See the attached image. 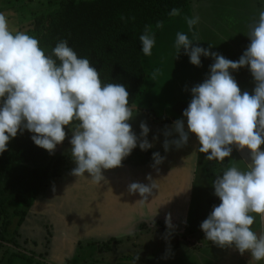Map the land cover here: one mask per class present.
<instances>
[{
	"label": "rangeland",
	"instance_id": "374dc122",
	"mask_svg": "<svg viewBox=\"0 0 264 264\" xmlns=\"http://www.w3.org/2000/svg\"><path fill=\"white\" fill-rule=\"evenodd\" d=\"M60 1L0 0V12L7 16L13 28L31 35L30 22L56 10ZM261 10L264 0H191L180 10V15L173 16L162 28H153L159 47L152 54L155 52L160 59L156 62L159 75L153 80L152 74L146 73L144 92L135 104L138 112H134L136 116L130 121L137 136L141 132L140 123H147L150 128L147 139L153 147L142 151L137 146L122 168L105 173L109 184L96 187L83 179L77 182L78 178L70 174L76 167L70 155V132L55 151L53 171L59 177L31 205L8 206L13 223L8 233H4V239L0 238V264H239L241 255L237 250L221 249L206 240L203 231L195 229L200 228L211 212L208 200L214 196L212 182L216 175L231 164L246 170L250 162L248 150H236V153L233 150L235 157L225 158L223 163L208 161L201 153L192 154L198 147L192 134L186 147L177 150L172 146L165 152L166 126L173 132L168 139H178V134L173 124H164L161 119L166 112L163 105L183 96L180 93L190 94L193 86L204 81L214 63L211 57L202 56L201 67L192 65L183 49L177 58L176 33L193 37L185 17H199L193 29L199 39L193 43L236 61L250 43L246 34L258 21ZM146 57L150 58L143 53V64ZM146 69L149 71L148 66ZM244 69L248 70L246 74L241 73L243 68L232 73L242 92L252 93L255 81L250 70ZM152 86L157 89L150 90ZM154 152L166 157L158 166L159 172L151 167ZM149 174L157 180L158 187L149 196V202L135 205L142 197L139 193L129 194L127 185L148 184ZM18 211L26 212L20 227L19 216H15ZM169 214L172 229L165 223ZM2 224L0 215V233ZM179 229L194 230L191 235L195 237L187 235L190 241L177 239L175 232ZM260 229L257 216L253 230ZM245 254L251 259L250 252Z\"/></svg>",
	"mask_w": 264,
	"mask_h": 264
},
{
	"label": "clouds",
	"instance_id": "9594fccd",
	"mask_svg": "<svg viewBox=\"0 0 264 264\" xmlns=\"http://www.w3.org/2000/svg\"><path fill=\"white\" fill-rule=\"evenodd\" d=\"M169 15L178 16L180 10L173 8ZM185 20L193 37L176 33L177 58L183 49L192 65L201 67L202 56L211 57L214 63L204 81L191 88V100L182 114L186 125L185 119L173 122L178 139H168L173 132L166 126L163 148L165 152L172 146L180 150L194 134L198 147L192 154H204L208 161L223 163L232 157L234 149L248 150L246 170L231 164L216 175L212 187L220 203L213 206L200 229L217 247L235 249L241 256L250 252L249 264H260L264 261V10L250 26L246 34L250 43L236 61L193 43L199 39L193 30L199 17ZM155 27L162 28L163 23ZM139 40L142 52L151 56L156 44L151 25L145 26ZM241 68H248L254 78L252 93L242 92L232 75ZM157 75L159 69L151 78L155 80ZM134 112L138 108L130 104L127 87L104 83L100 71L88 58L79 57L66 40L46 54L36 37L13 28L0 12V155L25 130L32 133L36 146L55 154L68 137L67 128L72 133L70 155L76 164L70 174L78 178L77 182L83 179L102 187L109 184L105 173L122 168L137 146L142 151L153 147L147 139L150 128L146 122L140 123L139 136L133 131L130 121L136 116ZM165 159L154 152L151 167L159 172L158 166ZM146 178L148 184L127 185L129 194L142 197L135 205L149 202L158 187L150 174ZM257 216L260 231L253 230ZM165 223L169 229L174 227L171 214Z\"/></svg>",
	"mask_w": 264,
	"mask_h": 264
},
{
	"label": "trees",
	"instance_id": "16d2710c",
	"mask_svg": "<svg viewBox=\"0 0 264 264\" xmlns=\"http://www.w3.org/2000/svg\"><path fill=\"white\" fill-rule=\"evenodd\" d=\"M190 1L61 0L56 10L32 20L29 32L49 55L59 41L66 40L79 57L88 58L100 71L104 83L124 84L130 93V104L135 105L146 80L140 35L146 25L153 29L158 22L164 24L173 17L169 15L173 8L181 10ZM187 106L179 102L173 110L183 117ZM173 122L172 118L163 120L166 124ZM66 131L71 132L67 128ZM31 136L26 130L18 134L9 142L8 151L0 155L1 239L13 223L8 206L31 205L59 177L53 171L55 154L36 146ZM219 203L215 195L208 200L210 210ZM16 215L20 227L26 212L18 211Z\"/></svg>",
	"mask_w": 264,
	"mask_h": 264
},
{
	"label": "crops",
	"instance_id": "0c3cea01",
	"mask_svg": "<svg viewBox=\"0 0 264 264\" xmlns=\"http://www.w3.org/2000/svg\"><path fill=\"white\" fill-rule=\"evenodd\" d=\"M156 47H159V44H158V42H157V44H156V46H154V48H156ZM154 48L152 49V50H154ZM160 59H157L156 58V53L155 52H153V54L150 56V58L148 57H146L145 59H144V67H145V71H146V73H153L156 69H159V66H157V64H156V62L157 61H159ZM146 66H148V68H149V71L146 69ZM248 71V70H247ZM247 71H245V69L243 68V72H241L242 74L243 73H247ZM234 73H232V75H233ZM146 76H148V75H146ZM234 76V75H233ZM234 77H236V76H234ZM146 90H147V88H145ZM155 89H157L155 86H152L151 87V89L150 90H155ZM186 91H189V90H186ZM153 93V92H152ZM152 95H156V94H152ZM180 95H183V96H181V97H177L176 98V101H174V102H172L171 100H169V102L168 103H166L165 105H163V108H164V110H166V112H165V115H164V118H162L161 119V121L163 122V120L164 119H166V118H174L173 120L175 121V120H177V119H185V125H186V118H184V117H182V116H180V115H177L175 112H174V110H173V108H174V106L177 104V103H179V102H182V103H187V104H189V102H190V100H191V92H190V94L189 93H186V92H184V94H181L180 93ZM155 102H156V100H155ZM152 103V102H151ZM156 104V103H155ZM153 107H154V105H153ZM156 107H158L157 106V104H156V106L154 107V108H156ZM154 119V121H156V119L155 118H153ZM161 122V123H162ZM164 124H166V123H164ZM171 124H173V123H171ZM234 152L236 153V149H234ZM234 154V153H233ZM202 156H203V154H202ZM233 157H235V155L233 156ZM232 157V158H233ZM231 158V159H232ZM230 159V160H231ZM180 222H185V221H180ZM195 229V228H194ZM195 231H202L200 228H196L195 229ZM186 232V233H185ZM185 232H182V231H180V229H179V232H175V237L177 238V239H180V240H183V241H190L189 239L190 238H188L187 237V235H191V234H193L194 233V230H189V232H187L186 230H185ZM190 237H192V238H194L195 237V235H191ZM183 248H184V246H182ZM185 249V248H184ZM241 257V260H240V263L239 264H249V261H250V257L248 258V257H246V254H244L243 256H240ZM260 264H264V261H262V262H260Z\"/></svg>",
	"mask_w": 264,
	"mask_h": 264
}]
</instances>
